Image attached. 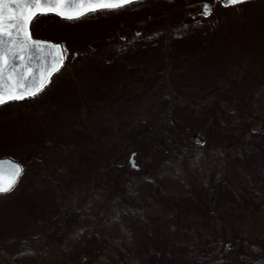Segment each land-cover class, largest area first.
Wrapping results in <instances>:
<instances>
[{"label":"rangeland","instance_id":"374dc122","mask_svg":"<svg viewBox=\"0 0 264 264\" xmlns=\"http://www.w3.org/2000/svg\"><path fill=\"white\" fill-rule=\"evenodd\" d=\"M30 29L65 62L0 106V157L23 166L0 195V264H264V146L221 156L179 132L230 82L248 101L253 82L264 113V0H143ZM166 127L173 147L156 144Z\"/></svg>","mask_w":264,"mask_h":264},{"label":"snow or ice","instance_id":"6c2138e0","mask_svg":"<svg viewBox=\"0 0 264 264\" xmlns=\"http://www.w3.org/2000/svg\"><path fill=\"white\" fill-rule=\"evenodd\" d=\"M136 0H17L16 15L7 16L4 9L8 4H0V105L11 101L23 100L27 97H35L43 90L47 80L41 74L39 81L31 80V66L28 65L26 74L20 70L25 68V63L13 66V61L19 59L26 62L32 57L25 54L31 49L44 51L45 48L39 42L32 40L29 25L39 15L55 14L62 19H79L90 11L112 10L125 7ZM225 6L243 4L245 0H221ZM202 15H210L211 8L202 5ZM82 9V10H80ZM66 51V50H64ZM61 49L55 46L54 51L48 55L54 58L50 68L44 69L50 77L52 72L58 70V65H63L64 56ZM19 74V75H18ZM25 81H28L25 83ZM134 167V163L132 164ZM22 174V168L13 162L0 161V194L12 191Z\"/></svg>","mask_w":264,"mask_h":264},{"label":"trees","instance_id":"16d2710c","mask_svg":"<svg viewBox=\"0 0 264 264\" xmlns=\"http://www.w3.org/2000/svg\"><path fill=\"white\" fill-rule=\"evenodd\" d=\"M37 17H49V15H39ZM31 33L33 34L32 30ZM171 67L172 69L174 68L173 65H171ZM171 67L166 64L164 70L170 71ZM233 85L234 83L231 82L228 83L227 88L226 86L223 88L222 86L217 85V88L212 90V103H210L206 98L199 101L201 104L204 103L203 105L206 107L208 103V109L206 108L203 110L199 118H195L191 123L185 126H179V132L186 136L187 143L190 142L195 151L204 148L205 145V147L209 146L210 148L212 147L211 149H217L220 155L223 156V153H225V151H223V148L225 147L223 146H231L232 140H238V144L241 145L242 148L247 146H264V113L261 112L262 107L256 100L258 95H254V92L257 90L251 88L253 86V82L246 83L245 85L246 91H248L249 101L248 98L243 100L242 96L238 93L239 90H242L243 86L236 89ZM220 88L224 89V91L226 89V92H224L225 96H220ZM240 103H245L247 109L245 113L242 112L239 106ZM248 114H250L249 118ZM167 117L168 115L166 114L164 120L165 126L170 124ZM196 130L203 131L205 135L203 145L191 142L190 136L193 131ZM173 133L174 132H171L166 127L164 132L160 133L156 143L157 146L160 147L161 145L165 146L167 144L172 147L175 146L178 143V139L176 136H173ZM150 157L151 155H147L144 158L146 164L152 161V158ZM217 182H219V180L212 181L210 183L209 187L211 194L213 189H215ZM30 241L31 240H26L22 242L24 243V246H21V252L28 250L33 252L37 250L35 244L26 245L27 243L30 244ZM25 242L27 243L25 244ZM95 251L97 252V249Z\"/></svg>","mask_w":264,"mask_h":264},{"label":"water","instance_id":"95a60500","mask_svg":"<svg viewBox=\"0 0 264 264\" xmlns=\"http://www.w3.org/2000/svg\"><path fill=\"white\" fill-rule=\"evenodd\" d=\"M16 2H17V0H0V4H8L9 5V7L4 9V11H5L7 16H13V15L17 14L18 10L16 9ZM220 2H221V0H220ZM205 4H207L210 7V5L207 2L203 3L202 5H205ZM221 5L224 6V7H228V6H225V4L222 3V2H221ZM80 10H82V9H80ZM202 12H203V8L201 9L200 13H202ZM205 16H207V15H205ZM32 40L34 42H39L41 45H43L45 50L44 51H40L39 49H37L36 51H32L30 49L28 51V53H26L25 55L26 56L30 55L32 57V59L31 60H26V62H23V61H20L19 59H16V60L13 61V66L21 64V63H25V68L21 69L20 71L24 72L26 74V69H27L28 65H30L31 66L32 75L29 77V81L35 80L38 83L41 74H43L45 79L47 80V82H46V84H47L48 81L50 80L51 76L56 72V71L52 72L51 76L49 77L48 76V72L44 71V69L50 68V66H52L53 63H54V58L50 57L48 55V53L50 51H54L55 46H59L60 49H61V46L59 44H57V43H54V42H51V41H47V40L34 39V38H32ZM60 54L63 55L62 54V49H61V53ZM57 67L59 69L61 67V65H58ZM27 82L28 81H25V83H27ZM46 84H45V86H46ZM193 139L199 144L203 143L202 134L200 132H197L196 134H194L193 135ZM132 157H133V154H131V157H130L131 158V160H130L131 164H132ZM0 161L13 162L16 165H19L16 162L10 160L9 158H0Z\"/></svg>","mask_w":264,"mask_h":264}]
</instances>
